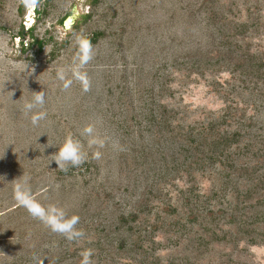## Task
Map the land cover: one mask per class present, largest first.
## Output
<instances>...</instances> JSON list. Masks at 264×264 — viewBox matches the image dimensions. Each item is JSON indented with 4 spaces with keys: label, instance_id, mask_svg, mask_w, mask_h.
<instances>
[{
    "label": "rangeland",
    "instance_id": "rangeland-1",
    "mask_svg": "<svg viewBox=\"0 0 264 264\" xmlns=\"http://www.w3.org/2000/svg\"><path fill=\"white\" fill-rule=\"evenodd\" d=\"M75 13L77 19L65 29L64 19ZM220 15L226 22L259 21V30L246 34L245 43L254 52H264V0H0V264H12L37 242L41 243L40 251L50 247L51 238L46 233L50 230L41 222L26 230L30 236L38 232L37 239L20 245L22 238L26 239L17 226L33 217L28 218L25 210V215L14 222L16 212L12 208L17 203L12 189L25 177L37 202L61 207L69 216L78 215L85 220L83 228L89 236L102 234L121 212L137 203L145 206L149 202L144 207L148 216L140 220L144 224L146 219L152 223L156 214H162L164 203L179 205L178 189H185L188 183L171 179L176 173L166 170L171 166L170 154L178 150L179 144L164 139L156 143L157 139L143 132L145 123L140 126L137 122L146 111L144 104L149 101L151 88L157 93L160 88H172L174 95H164L159 102L177 108L183 123L221 114L225 103L210 84L230 79L226 65L215 66L205 75L173 67L177 66L175 62H188V55L223 50L225 36L236 38L231 24L225 23L222 31L218 29L222 22L212 24L211 18L216 20ZM31 28L34 36L45 41L41 51L37 45L25 50L22 47L18 34L25 32L26 46L31 41L27 34ZM98 31L104 35L91 44L93 58L82 69L89 78V90L82 92L76 81L62 90L55 70L72 63L77 36H91ZM34 91L45 93L44 105L36 110L47 113L35 127L21 110ZM247 114L264 122L262 112L252 109ZM86 124L108 138L98 161L90 158L86 138L79 135ZM68 134L81 140L87 160L93 164L89 171L82 169L84 179L77 171L61 177L55 162H49L57 150L55 145ZM195 181L202 193L210 192L217 182L206 175H197ZM154 183L161 190L155 193L159 198L147 193ZM213 204L220 206L217 200ZM57 239L55 235V245ZM156 240L171 244L159 251L162 264H167L168 255L187 254L184 236L160 233ZM103 244L110 246L106 241ZM107 253L92 258V264H128ZM228 257L264 264V244L213 243L198 261L223 264Z\"/></svg>",
    "mask_w": 264,
    "mask_h": 264
},
{
    "label": "trees",
    "instance_id": "trees-1",
    "mask_svg": "<svg viewBox=\"0 0 264 264\" xmlns=\"http://www.w3.org/2000/svg\"><path fill=\"white\" fill-rule=\"evenodd\" d=\"M248 11L251 19L252 12ZM225 20L222 21L221 15L216 20L214 16L211 18L213 25L222 22L218 28L220 31L231 24L237 40L225 36L221 44L223 50L192 57L188 55V62H175L177 66H173L189 74L205 75L208 71L213 72L215 66L226 65L231 73L230 79L222 83L215 80L210 84L225 103L221 114L192 124L183 123L177 108L159 102L164 95H174L172 88H160L158 93L151 88L149 101L144 104L146 111L142 112V120L137 122L140 126L141 122L145 123L143 132L157 139L156 143L164 139L167 143L179 144L178 150L170 154L171 166L166 169L169 173H176L171 179H185L188 183L185 189H178L179 205L164 203L162 214H156L152 223L146 219L145 225L140 220L148 216L144 209L149 202L145 206L137 203L131 210L121 212L102 234L92 236L86 234L83 228L85 220L79 217L76 227L85 234L79 241H69L58 233L47 231V236L51 238L48 250L40 251L41 243L37 242L21 252L12 264H79V252L85 248L93 249L92 258L108 251L107 255H114L128 264H162L163 257L159 251L171 247V244L157 241L156 236L160 233L184 236L188 241L184 248L187 254L168 255L167 264H202L198 258L207 253L213 243L236 245L239 241H246L250 245L264 244V122H258L247 114L252 109L264 113V52H254L252 46L245 43L246 34L259 30L261 24L259 21ZM33 31L31 28L27 32L31 41L26 46L23 30L18 37L22 39L24 50L37 45L38 51H41L45 41L34 36ZM103 35L98 31L86 38L94 44ZM246 94L249 96L244 100ZM92 165L86 160L79 167L58 170V174L63 177L77 171L84 179L86 174L82 169L89 171ZM197 175L212 177L217 181L216 186L208 193L200 192L195 181ZM147 191L156 198L159 196L155 193L161 192L158 183L150 185ZM216 200L219 208L213 204ZM222 200L227 201L226 206ZM25 210L18 205L12 208L16 212L14 222L25 215ZM27 217L32 216L27 214ZM39 223L38 219L32 218L17 226L26 239L23 241L22 238L20 245L37 239L38 232L30 236L26 230L37 227ZM55 235L58 237L56 245L53 240ZM104 241L110 246H104ZM16 242L18 240L13 243ZM57 247L59 250L55 251ZM222 263L251 264L232 257Z\"/></svg>",
    "mask_w": 264,
    "mask_h": 264
},
{
    "label": "clouds",
    "instance_id": "clouds-1",
    "mask_svg": "<svg viewBox=\"0 0 264 264\" xmlns=\"http://www.w3.org/2000/svg\"><path fill=\"white\" fill-rule=\"evenodd\" d=\"M28 0H26V3ZM34 3V0H31ZM77 49L72 63L68 66H61L55 70V78L60 82L62 90L69 89L73 81L80 84L81 91L87 92L90 81L86 71H82L84 66L93 58V49L90 41L84 36H77L75 40ZM34 95L22 105V112L28 117L32 126L44 120L47 116L45 111L36 110L38 106L45 103V93L34 91ZM42 134V133H41ZM40 134V135H41ZM79 135L86 138V145L91 149V159L100 160L103 149L108 143V138L99 135L92 124L83 126ZM57 150L53 153L50 161H54L60 171H66L68 167L76 168L82 165L89 157L84 151L81 140L68 134L61 143L55 145ZM117 150H122L118 144L112 145ZM28 177L18 181L13 185L12 195L18 206L26 209L28 214L38 219L50 231L62 235L66 240L79 241L84 237V232L77 228L79 223L78 215L69 216L66 211L54 204L41 205L31 195L28 184ZM93 249L85 248L79 252V264H92Z\"/></svg>",
    "mask_w": 264,
    "mask_h": 264
},
{
    "label": "water",
    "instance_id": "water-1",
    "mask_svg": "<svg viewBox=\"0 0 264 264\" xmlns=\"http://www.w3.org/2000/svg\"><path fill=\"white\" fill-rule=\"evenodd\" d=\"M76 19H77V14L76 13L68 15L63 21L64 28L65 29H70Z\"/></svg>",
    "mask_w": 264,
    "mask_h": 264
}]
</instances>
